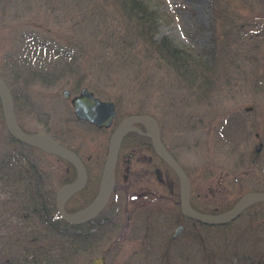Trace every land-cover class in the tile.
<instances>
[{"label": "rangeland", "instance_id": "374dc122", "mask_svg": "<svg viewBox=\"0 0 264 264\" xmlns=\"http://www.w3.org/2000/svg\"><path fill=\"white\" fill-rule=\"evenodd\" d=\"M141 1L148 4L147 24L157 21L150 37L146 27L139 32L137 8L127 14L120 0H0V71L18 60L33 67L28 83L9 79L18 124L29 133L47 131L88 169L86 190L67 200L66 212L88 202L113 127L131 114H147L158 123L163 143L190 179L194 209L219 213L246 192H264V0ZM162 39L192 58L204 59L202 52L214 50L211 74L205 73L202 84L183 78L156 47ZM83 87L114 103L111 127L74 118L61 93L69 90L72 97ZM2 121L0 112V171L32 163L43 192L54 199L74 179L73 168L16 142ZM125 152L133 154L128 161ZM154 155L148 145L122 142L105 209L115 212L113 224L70 263L49 264H86L99 255L106 264H264V203L225 225L182 219L184 231L172 239L181 219L179 185ZM10 187L0 182V264H16L30 243L25 232L34 226L17 224L20 207L5 200L14 191ZM16 226L19 243L4 251L1 245Z\"/></svg>", "mask_w": 264, "mask_h": 264}, {"label": "water", "instance_id": "95a60500", "mask_svg": "<svg viewBox=\"0 0 264 264\" xmlns=\"http://www.w3.org/2000/svg\"><path fill=\"white\" fill-rule=\"evenodd\" d=\"M61 98L69 100L74 117L87 122L96 128H108L111 126L115 117V106L112 101H102L94 97L93 93L83 87L79 93L71 98L69 90H63ZM0 102L2 105V117L6 130L18 142L38 148L47 154L56 156L68 162L75 170L76 177L61 185L55 194L56 211L63 221L69 224H80L94 218L105 205L114 185V168L118 146L121 136L132 129V124L142 123L146 125L150 132L148 137L151 140L152 147L156 156H158L177 176L179 182V206L184 216L192 218L206 225L227 224L235 220L244 210L255 203L264 202V192L251 191L240 196L234 204L221 213L211 214L202 213L194 210L189 202L190 181L184 170L178 165L177 161L169 155L163 142L159 138L158 125L155 119L150 115L132 114L124 117L111 133L108 141L106 158L101 168L100 183L97 194L92 201L73 213L66 212L65 204L76 191H80L86 182V171L80 158L68 148L59 144L45 131L27 133L19 127L13 110V101L11 94L5 83L0 78ZM250 109V108H246ZM180 231L177 226L173 236ZM104 256L94 257L87 264H106Z\"/></svg>", "mask_w": 264, "mask_h": 264}, {"label": "trees", "instance_id": "16d2710c", "mask_svg": "<svg viewBox=\"0 0 264 264\" xmlns=\"http://www.w3.org/2000/svg\"><path fill=\"white\" fill-rule=\"evenodd\" d=\"M120 1L123 3L124 10L127 14H131V9L137 8L134 16L137 22L139 21L140 23V34L146 27V33H148L149 37L152 36L156 30L157 21L153 22V24H147L150 21L144 17V12L148 17V4L141 0ZM156 47L163 50L168 57H171V64L175 68V72L183 76L186 80H191V82L198 81L196 82L198 84L204 82L203 79H205L206 72L211 74L217 61L215 60L214 50L202 52L204 55L203 59L201 55L199 57L195 56L194 58L186 56L185 52L175 48L166 39L158 42ZM169 49L170 52L168 51ZM191 61H194L192 66L190 64ZM39 177L40 173L37 168L29 162H25L24 167H21V164H19L18 168H3L0 171V182H3L8 187L11 186L10 188L14 190L5 199L6 202L9 201L13 206L20 207L16 214L21 220L17 221V224H22L24 227H26L25 224L27 221L34 224L33 229H31L32 231L28 230L25 232L26 235H30V243L24 245L25 248L20 250V253L16 255L17 258L15 260L17 261L14 262L16 264H41L44 262L47 264L57 262L70 263L72 256L77 255L79 251L89 249L100 235L90 233V228L81 234L77 226L62 221L56 212L54 199L49 194H46V192H43ZM53 218H58L60 220L58 221L59 224H55ZM5 230L8 234V229ZM20 231L21 227L16 226L15 234H12L13 236L10 235L11 233L8 234L9 236L4 239L3 245H1L4 251H8L10 246L17 247V243H19V239L21 238L18 236L21 233ZM10 250L12 249L10 248ZM58 254L61 258H57Z\"/></svg>", "mask_w": 264, "mask_h": 264}, {"label": "flooded vegetation", "instance_id": "af4514ba", "mask_svg": "<svg viewBox=\"0 0 264 264\" xmlns=\"http://www.w3.org/2000/svg\"><path fill=\"white\" fill-rule=\"evenodd\" d=\"M12 65H13V67L10 66L9 68L5 69L4 71H2V70H1L2 72L0 71V78L5 83L6 87L8 88V90H9V92L11 94V97H12V100L11 101H13V110L12 111H14L15 110L14 109V107H15V101L14 100H16L15 97L17 95L9 87V85H10V80L9 79L10 78L11 79L15 78V79H17V82H19V80H20L22 82H27L28 83L29 80H30V77L33 75V70L30 69V68H33V67H30L29 65H27L26 68H24V65H22V63L19 60L16 61V63H14ZM22 74H24V75L26 74L25 76L27 78H23L21 76ZM1 111H2V105H1V102H0V112ZM1 115H2V112H1ZM14 116L16 117L15 111H14ZM115 126H117V124ZM115 126L113 127V130H114ZM148 133H149V128L146 125H144V124H138V123H135V125L133 124L132 125V129H130L129 131H127L122 136L121 141H120L119 146H118V154L117 155H119V153H120V147H121L122 142L124 140H126V142H128V147H137L139 149H145L147 147V145H148V146L151 147V150L154 153V151L152 149V146H151V141H150V139L148 137ZM165 147H166V145H165ZM166 149L168 150L167 147H166ZM168 152L170 153L169 155H171V152L169 150H168ZM131 156H133V154L130 153V152L129 153H127V152L123 153V157L127 161L132 158ZM171 156L175 159V157L173 155H171ZM116 158H118V156ZM157 159L161 161L160 158L157 157ZM82 163H83V165L85 167V170H86V173H87V179H86V183H85L83 189L80 190V191H78L77 193H81L84 190H86V188L88 186V181H89L88 180V169H86L87 167H86V165L84 164L83 161H82ZM155 174H156L157 180L158 181H161V179L158 176L157 170L155 171ZM99 178H100V176H99ZM99 183H100V179L98 180L97 186L95 184L94 191L91 194L90 198L88 199V202L85 203L78 210L84 208L86 205H88L92 201L91 199H93L95 197V195L97 194V192H98V189L97 188H99ZM114 188H115V181H114V186L112 188L113 189L112 192L114 191ZM112 192H111V194H112ZM111 194H110L109 198L111 197ZM109 198H108L105 206L102 209H100L99 213L94 218H92L91 220L85 221V222L80 223V224L77 225V227L79 229L78 231L81 234L82 233H85V230L88 229V228H90V230H89L90 233H93V234H99V233L101 234V232H102L103 229L104 230L106 229V232L109 230V227L108 226H110L111 224H113V222L115 220V212H113V211H106L105 210L107 208V203L109 201ZM179 216H180L181 219H178L177 220L175 229H174L173 233L171 234L172 239H177L180 236V234L184 231V225L182 223V219L183 220L184 219L185 220H190V221H192V223H197L193 219H190L187 216H183V214L181 213V210H180V206H179ZM198 224H200V223H198ZM177 226H180V231H179V233L177 235L173 236V234H174Z\"/></svg>", "mask_w": 264, "mask_h": 264}]
</instances>
